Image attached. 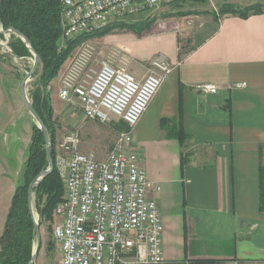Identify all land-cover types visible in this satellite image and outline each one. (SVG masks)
<instances>
[{"label":"crops","instance_id":"obj_1","mask_svg":"<svg viewBox=\"0 0 264 264\" xmlns=\"http://www.w3.org/2000/svg\"><path fill=\"white\" fill-rule=\"evenodd\" d=\"M210 1L213 7L244 8L259 0ZM163 22L130 39L125 52L137 79L157 56L172 67L133 130V150L153 186L148 196L157 201L163 225L162 264H264V213L258 208V168L264 165V12L247 18L202 13ZM1 66L0 139L6 140L15 132ZM240 83L245 86L232 88ZM203 84L215 85L218 92L199 93ZM58 89L49 92L54 115H62L83 136L81 116L59 98ZM161 120L188 138H168ZM80 150L95 156L82 145ZM182 154L188 157L185 166ZM100 157L106 154L101 151Z\"/></svg>","mask_w":264,"mask_h":264},{"label":"built area","instance_id":"obj_2","mask_svg":"<svg viewBox=\"0 0 264 264\" xmlns=\"http://www.w3.org/2000/svg\"><path fill=\"white\" fill-rule=\"evenodd\" d=\"M179 1L58 0L62 38L70 41ZM93 62V48L80 44L60 76L58 96L89 121L116 118L126 129L117 133L103 160L80 150L76 130L58 144L55 163L65 180V194L54 209L52 239L59 248V264H162L163 225L157 201L148 196L153 186L133 150V130L172 67L157 56L147 74L137 79L123 67L102 61L95 68ZM197 91L214 95L218 87L203 84Z\"/></svg>","mask_w":264,"mask_h":264},{"label":"trees","instance_id":"obj_3","mask_svg":"<svg viewBox=\"0 0 264 264\" xmlns=\"http://www.w3.org/2000/svg\"><path fill=\"white\" fill-rule=\"evenodd\" d=\"M188 1L198 2L199 0H181L173 4ZM263 12L264 3H257L244 8H236L233 5L223 4L218 8L217 14L215 12H212V14L216 17L233 14L241 18H247L251 14H261ZM202 13L207 14L209 12H201L200 14ZM192 14L195 13H178L173 16L183 17ZM0 25L3 30L15 29L19 31L40 58L41 75L39 74L38 83L42 89L40 88L39 92L35 95L32 106L48 131L53 159L52 172L33 189V193L37 196V208H39L38 223L41 226L42 221H52V213L63 197L62 182L54 165L53 111L50 105L49 94L45 91V87L57 76L74 46L79 44L80 41L82 43V39H86L91 35H104L111 27L103 30L100 29V31L97 30L89 35H81L67 41L61 47L62 26L58 0H1ZM152 25L153 22L141 24L121 23L118 27L129 29L140 36L143 31L149 30ZM2 36L0 34V38ZM9 46L13 54L19 58L30 55L26 44L19 38L10 42ZM160 127L168 131L166 135L168 138L173 137L179 140L188 138L181 130L173 133V127L168 126V121L161 120ZM112 128L118 133L125 130L126 126L122 122H118L113 124ZM31 130L32 134L28 145V154L20 173L21 176L16 182L10 208L4 223V230L0 236V264H27L31 259L32 250L35 245L34 225L27 206V189L30 182L47 168V161L43 136L40 130L35 125L31 126ZM187 158V155L182 154L181 163L183 166L187 164ZM258 191L259 212L264 213V165L262 164L258 168ZM44 197L46 198L42 204ZM46 248L48 251L51 249L50 242L47 243Z\"/></svg>","mask_w":264,"mask_h":264},{"label":"rangeland","instance_id":"obj_4","mask_svg":"<svg viewBox=\"0 0 264 264\" xmlns=\"http://www.w3.org/2000/svg\"><path fill=\"white\" fill-rule=\"evenodd\" d=\"M200 1V2H199ZM188 1L184 3H176L172 5H168L163 7L150 15L132 17L129 19H125L124 21H119L115 23H110L109 25L105 26L101 30L111 27L107 33L104 35H91L86 39H82V43H89L90 46L93 48V65L95 68L98 67L100 62H108L109 64L115 67H123L126 69L127 72L133 74L135 77L136 75L130 69V62L126 57L125 52L126 46L130 44V39H135L136 37H141L146 35V33L150 30L143 31L140 36L136 35L129 29H125L122 27H118L121 23L124 24H141L145 22H153L151 28L153 29L155 24L161 25L164 23L163 21L169 19L170 16L176 15L178 13H195L200 14L201 12H209L212 13L217 10L219 7L211 6L210 0L201 1ZM214 2V0H212ZM264 3V0H259L258 4ZM215 8V9H214ZM169 14H171L169 16ZM115 26V28H113ZM158 26V27H159ZM100 31V30H99ZM89 35V34H84ZM18 38L16 35L11 34L10 36H2L0 38V44L3 47H0V64L1 70L3 73V81L4 84L9 85V101H10V115L9 121L14 128V136L6 137V140L0 139V236L4 230V223L6 220V216L8 214V210L11 204V188L13 184L16 182L17 178L21 176V169L26 160L28 154V145L31 139V125H35L32 118L28 115L26 108L23 104L21 95H20V83L23 79L26 72L30 71L33 67V56H25V57H13L9 43L13 42ZM81 42V41H80ZM77 44L74 46L73 50L67 57L65 63L60 68L57 76L53 79L55 87L51 86V81L45 87V91L47 94L50 92V87L54 88L55 90L58 89L59 86V79L62 73L64 72L69 60L73 57L78 46L82 43ZM7 43L8 47H4ZM61 47H63L67 40L61 39L60 41ZM40 65L37 67L33 77L27 82L26 85V93L27 98L32 103L35 95L40 90V85L38 83L39 74H40ZM143 72V70H142ZM146 73V72H144ZM146 75V74H145ZM42 89V88H41ZM46 92H44L46 94ZM51 105V102H50ZM71 106V105H69ZM75 110V113L79 114L82 118L80 121L81 127H83V136L81 135V145L83 148L88 149V151H92L95 153V157L100 160L101 159V151L107 154L112 150L114 141L117 135V132L114 131L112 125L119 121L116 118H111V120L107 123H98L94 121L87 120L80 109L76 106H71ZM52 108V107H51ZM53 111V109H52ZM81 113V114H80ZM72 114V113H71ZM76 116V115H75ZM53 130H54V141H53V152H54V165L56 168V172L58 173L62 186H63V197L65 194V180L63 179L62 175L56 166L55 163V156L56 153L59 152L58 144L62 137L70 132L75 131L67 125V122L64 120L62 115L56 114L54 115L53 111ZM77 132L78 129L76 130ZM7 135V133H5ZM4 135V138H5ZM12 137V138H11ZM14 137V138H13ZM14 140V142L12 141ZM105 159V158H104ZM21 170V171H20ZM20 171V172H19ZM19 172V176L17 177V173ZM62 197V198H63ZM46 197L43 198V201ZM37 196L33 193L32 195V210L35 216H37V220L39 221V208H37ZM40 206H42L40 204ZM55 221L54 211L52 213V221H42V225L40 226V234H41V247L38 252V257L34 264H59L60 259V252L59 248L52 239V228ZM51 243V249L47 250V243Z\"/></svg>","mask_w":264,"mask_h":264},{"label":"water","instance_id":"obj_5","mask_svg":"<svg viewBox=\"0 0 264 264\" xmlns=\"http://www.w3.org/2000/svg\"><path fill=\"white\" fill-rule=\"evenodd\" d=\"M1 4V0H0ZM0 34L3 35L4 37L10 36L11 34L16 35L23 43L26 44L27 48L29 49L31 55L33 56V67L30 71L26 72L23 79L21 80L20 83V95L23 101V104L26 108V111L28 115L32 118L34 121V124L38 130H40L42 136H43V141L45 145V153H46V161H47V168L41 172L39 175H37L28 185L27 189V206H28V211L31 216V219L33 221L34 225V233H35V245L32 250V255L31 259L27 264H34L37 257H38V252L41 247V234H40V226L37 220V216H35L33 210H32V195H33V189L39 185V183L46 178L53 170V159H52V153H51V145H50V140H49V135L48 131L45 128L42 120L34 110L32 103L29 101L27 98V93H26V85L27 82L33 77L37 67L40 64V58L36 54V52L31 48L30 43H28L27 39L17 30L15 29H6L3 30L1 25H0ZM0 47H3L0 44ZM4 47H8L7 43L5 44ZM13 57L17 58L13 53H11ZM41 75V71H40Z\"/></svg>","mask_w":264,"mask_h":264},{"label":"bare ground","instance_id":"obj_6","mask_svg":"<svg viewBox=\"0 0 264 264\" xmlns=\"http://www.w3.org/2000/svg\"><path fill=\"white\" fill-rule=\"evenodd\" d=\"M36 215V214H35Z\"/></svg>","mask_w":264,"mask_h":264}]
</instances>
